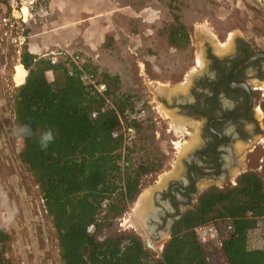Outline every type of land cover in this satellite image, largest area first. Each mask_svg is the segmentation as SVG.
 Returning a JSON list of instances; mask_svg holds the SVG:
<instances>
[{
    "label": "trees",
    "instance_id": "1",
    "mask_svg": "<svg viewBox=\"0 0 264 264\" xmlns=\"http://www.w3.org/2000/svg\"><path fill=\"white\" fill-rule=\"evenodd\" d=\"M166 39L173 47L188 42L176 16ZM20 64L26 73L14 87L13 124L15 129L30 125L33 135H16L21 142L18 158L51 220L60 264H215L208 254L210 247L217 248L200 244L193 230L209 222L231 225L222 236L219 262L264 264V248L249 246L250 233L259 231L264 236V161L262 174L243 172L231 186L202 192L196 205L172 224L156 259L133 235L98 240L96 235L126 211L140 176L160 165L154 159L132 160V145L124 143L120 134L112 136L120 127L118 117L131 133L140 124L134 117L132 96L119 93L118 78L103 73L111 106L104 104L83 86L77 69L67 66L62 56L50 63L47 57L23 49ZM85 66L95 71L89 63ZM262 110L264 114V103ZM49 129L54 140L41 150L39 136ZM90 224L93 228L87 232Z\"/></svg>",
    "mask_w": 264,
    "mask_h": 264
},
{
    "label": "rangeland",
    "instance_id": "2",
    "mask_svg": "<svg viewBox=\"0 0 264 264\" xmlns=\"http://www.w3.org/2000/svg\"><path fill=\"white\" fill-rule=\"evenodd\" d=\"M66 2L70 4L71 14L74 8L77 9L78 18L82 21H85V11L87 14L93 11L106 14L111 17L110 20L119 23L120 19L114 11L123 4L134 9L152 8V18L144 22L139 19L126 25L119 23V33L105 35L104 46L95 63L85 55L84 47L76 48L78 44L57 49L45 48L38 55L47 57L49 51L58 49L78 53L94 67L99 78L103 73L118 78L117 91L132 96L133 110L144 109V116L138 118L140 124L133 128L129 136L128 142L133 147L131 157L134 161L154 159L160 163L159 168L140 176L137 192L126 211L114 219L109 227L103 228L96 238L102 240L133 235L141 244L145 240L149 243L148 254L156 259L168 235H164L162 230H151L153 224L149 223V217L151 215L159 222V214L168 206L165 202H161L162 205L153 203V197L181 173L188 152L197 142L199 126V121L195 119L177 116L174 102L178 104L183 98H190V87L201 70L192 68L193 60L200 63V49L204 40L209 42L214 52L217 50L215 38L225 32L233 37L254 40L259 45L264 44V16L259 15L254 7L257 4L255 0H84L80 6L81 0ZM54 16L52 11L44 25L29 28L26 34L34 31L48 34L51 19H60ZM63 16L61 22L70 20L68 12ZM174 16L187 32L188 42L182 47H173L166 39L168 25ZM75 27L77 35L84 39L85 22L77 23ZM72 33L73 28L59 30L54 39L61 40ZM16 63L10 50L1 44L0 264H60L51 220L32 177L18 158L21 142L13 124V94L14 87L23 82L26 72L23 66H16ZM168 106L174 107L169 109ZM176 118L180 121H176ZM248 158V171L262 174L264 144L256 145ZM233 176H229L230 183ZM140 196H144L141 210L136 207ZM218 228L223 236L225 229L222 222L218 223ZM249 246L264 248L263 234L259 231L250 233ZM209 251L211 262L222 259L220 251L212 247Z\"/></svg>",
    "mask_w": 264,
    "mask_h": 264
},
{
    "label": "flooded vegetation",
    "instance_id": "3",
    "mask_svg": "<svg viewBox=\"0 0 264 264\" xmlns=\"http://www.w3.org/2000/svg\"><path fill=\"white\" fill-rule=\"evenodd\" d=\"M255 1L258 14L264 16V0ZM217 37L215 52L204 40L200 63L193 60L192 68L201 70L190 87V98L174 102L180 116L199 121V126L181 173L153 197V203L165 202L168 207L162 209L159 222L150 215V229L168 237L175 220L196 205L202 192L231 186L239 174L250 172L248 155L264 144V44L229 32ZM142 246L149 253L145 243Z\"/></svg>",
    "mask_w": 264,
    "mask_h": 264
},
{
    "label": "built area",
    "instance_id": "4",
    "mask_svg": "<svg viewBox=\"0 0 264 264\" xmlns=\"http://www.w3.org/2000/svg\"><path fill=\"white\" fill-rule=\"evenodd\" d=\"M6 1L9 6V11L7 14L0 16V45L3 43L7 44L10 47L13 59L20 64V57L27 43L26 28L28 26L44 25L46 23L50 16L48 0ZM59 56H62L67 66H74L77 69L79 80L87 90L100 97L104 101V104L111 106L105 82L98 77L95 71L85 66L87 61L83 59V57L78 53H68L65 50L59 49L47 53V58L50 63H54ZM95 113L96 112L93 111L90 116L94 117ZM144 114V109L138 108L134 113V117L136 119L142 118ZM118 119L120 127L112 133V136L120 134L124 143H126L129 140L131 131H128L119 117ZM92 228V224L88 225L87 232H90ZM224 229L225 231H230L231 225L226 223ZM193 230L200 244L205 245L212 243L217 249L221 248L223 238L216 224L212 222L198 224ZM215 264L226 263L218 262Z\"/></svg>",
    "mask_w": 264,
    "mask_h": 264
},
{
    "label": "crops",
    "instance_id": "5",
    "mask_svg": "<svg viewBox=\"0 0 264 264\" xmlns=\"http://www.w3.org/2000/svg\"><path fill=\"white\" fill-rule=\"evenodd\" d=\"M84 2V0H81L79 3V6ZM48 6L50 13L54 11L56 18L62 19L64 18V14L66 12L70 15V20L68 22L59 19V21L54 20L53 18L50 21L51 28L49 29V33L46 34L42 31H34L29 32L27 34V43L24 47L28 52L32 54H41L43 49L47 48H60L70 45L71 47L75 44H78L76 48H83L85 49V55H87L89 58L93 60V63H95L97 56L99 54V51L104 46V37L107 34H112V36L115 35V33H119V23H125V25L129 22H135L137 20H141V22H144L147 18H152V8L149 10L145 8H138L134 9V7L129 6L128 4H123V6H120L117 8L116 12L119 19V23L116 21L110 20L111 17L105 15H102L99 12L93 11V13L87 14L85 11V21L80 20L77 9H73L72 14L69 10L70 4L66 2V0H48ZM0 9H1V15L7 14L9 11V6L6 0H0ZM54 9V10H53ZM85 10H92L87 9ZM78 15V16H77ZM85 22V37L82 39L81 35H77L76 33V27L75 25L77 23ZM118 24V25H117ZM36 26H28L26 30L29 28L32 29ZM68 28H73V33L71 35L65 36L66 38H60L61 40H56L54 37L56 36L57 32L59 30H66ZM126 30V29H125ZM122 32H124V29H122ZM79 37L76 38V35ZM76 38L75 40H72ZM4 44V43H3ZM81 44H85L84 46ZM9 50L10 47L7 44H4ZM95 60V61H94ZM173 113V112H172ZM175 115V114H174ZM177 115V114H176ZM181 119H184L183 116L177 115ZM191 120V119H190ZM176 121H180V119L176 118ZM169 238V237H168ZM220 251L219 249H217Z\"/></svg>",
    "mask_w": 264,
    "mask_h": 264
},
{
    "label": "clouds",
    "instance_id": "6",
    "mask_svg": "<svg viewBox=\"0 0 264 264\" xmlns=\"http://www.w3.org/2000/svg\"><path fill=\"white\" fill-rule=\"evenodd\" d=\"M15 134L24 137H31L33 135V131L30 125L28 124H20L17 125L15 129ZM54 134L51 129L44 131L39 136V145L41 150H46L49 147V144L53 142Z\"/></svg>",
    "mask_w": 264,
    "mask_h": 264
},
{
    "label": "bare ground",
    "instance_id": "7",
    "mask_svg": "<svg viewBox=\"0 0 264 264\" xmlns=\"http://www.w3.org/2000/svg\"><path fill=\"white\" fill-rule=\"evenodd\" d=\"M15 65H16V66H17V65L22 66L21 64H18V63H16ZM143 200H144V196H140V200H139V202H137V204H136V207H137V208H140V210L142 209ZM139 203H140V204H139ZM137 208H136V210H137ZM145 215H146V214H145ZM147 215H149V214H147ZM146 217H147V216H146Z\"/></svg>",
    "mask_w": 264,
    "mask_h": 264
},
{
    "label": "water",
    "instance_id": "8",
    "mask_svg": "<svg viewBox=\"0 0 264 264\" xmlns=\"http://www.w3.org/2000/svg\"><path fill=\"white\" fill-rule=\"evenodd\" d=\"M192 78V77H191ZM189 80H190V77H189ZM142 220H144V216L142 217ZM144 243H145V245L147 246V247H150V245H149V243L145 240L144 241Z\"/></svg>",
    "mask_w": 264,
    "mask_h": 264
}]
</instances>
